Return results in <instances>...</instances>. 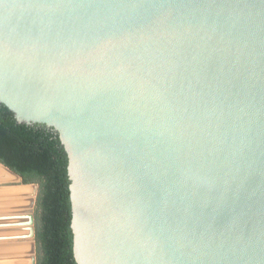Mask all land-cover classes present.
<instances>
[{"label": "water", "instance_id": "95a60500", "mask_svg": "<svg viewBox=\"0 0 264 264\" xmlns=\"http://www.w3.org/2000/svg\"><path fill=\"white\" fill-rule=\"evenodd\" d=\"M0 103L59 134L77 264H264V0H0Z\"/></svg>", "mask_w": 264, "mask_h": 264}, {"label": "trees", "instance_id": "16d2710c", "mask_svg": "<svg viewBox=\"0 0 264 264\" xmlns=\"http://www.w3.org/2000/svg\"><path fill=\"white\" fill-rule=\"evenodd\" d=\"M0 164L20 176L23 185L38 186L36 264H77L69 158L58 132L46 125L20 123L0 103Z\"/></svg>", "mask_w": 264, "mask_h": 264}, {"label": "crops", "instance_id": "0c3cea01", "mask_svg": "<svg viewBox=\"0 0 264 264\" xmlns=\"http://www.w3.org/2000/svg\"><path fill=\"white\" fill-rule=\"evenodd\" d=\"M2 172L7 176L2 174ZM8 177H10V180ZM36 198V192L31 185L19 184V181L14 176L0 168V239H3V241L0 240V264H31V258L34 256L32 253H34L35 242L30 237V228L24 230L25 236L28 237L22 239L23 232H21L22 229L18 225L22 223V214L25 212L32 214L34 212ZM19 214L20 217L18 216ZM6 219L7 222H3ZM7 223L13 224V227L9 231L5 230ZM6 236L8 237L7 240L5 239ZM27 249L30 251H27Z\"/></svg>", "mask_w": 264, "mask_h": 264}, {"label": "bare ground", "instance_id": "6f19581e", "mask_svg": "<svg viewBox=\"0 0 264 264\" xmlns=\"http://www.w3.org/2000/svg\"><path fill=\"white\" fill-rule=\"evenodd\" d=\"M2 174H4L3 172H2ZM5 175V174H4ZM5 176H7V175H5ZM7 178V177H6ZM10 177H8V179H9ZM7 180V179H6ZM10 180V179H9ZM32 193V192H31ZM15 210H17V209H15ZM21 210V209H20ZM13 211V210H12ZM10 212V211H9ZM21 212V211H20ZM24 212V211H23ZM17 213V212H16ZM14 214V213H13ZM33 214H34V212H33ZM29 215L30 214H27L26 212L24 213V214H22V223L21 224H19L18 226L19 227H21V232H23L22 234H23V236H22V239H24V238H27L28 236H25L26 235V233H24V230H27L28 228H30L31 229V225H30V218H29ZM10 216V215H9ZM15 216H17V215H15ZM19 217H20V214L18 215ZM17 216V217H18ZM16 217V218H17ZM15 218V219H16ZM13 220V219H12ZM7 224H9V223H7ZM13 224L12 223H10L9 225H6L5 226V230H7V231H9V229H11L13 226H12ZM15 225V224H14ZM17 228V227H16ZM15 228V229H16ZM25 236V237H24ZM10 237V236H9ZM7 236L5 237V239L7 240ZM16 238V237H15ZM4 239V240H5ZM0 240H2L3 241V239H0ZM27 243V242H26ZM23 246V245H22ZM20 247V246H19ZM31 249V248H30ZM29 249H27V251H28ZM23 251V250H22ZM30 251V250H29ZM20 252V251H19ZM19 252H17V254H19ZM24 252V251H23ZM25 253H26V251H25ZM30 253H32V252H30ZM21 254V253H20ZM22 255V254H21ZM12 256H15V255H12ZM20 256V255H19ZM26 257H28L27 255H26ZM13 260V259H12ZM29 262H30V260H29Z\"/></svg>", "mask_w": 264, "mask_h": 264}, {"label": "rangeland", "instance_id": "374dc122", "mask_svg": "<svg viewBox=\"0 0 264 264\" xmlns=\"http://www.w3.org/2000/svg\"><path fill=\"white\" fill-rule=\"evenodd\" d=\"M19 184H22V182H19ZM35 210V209H34ZM8 219V218H7ZM7 219L6 220H3V222H7ZM6 225H8V224H6ZM3 228V227H2ZM34 242H35V239L33 238L32 239ZM32 255H34V253H32Z\"/></svg>", "mask_w": 264, "mask_h": 264}]
</instances>
